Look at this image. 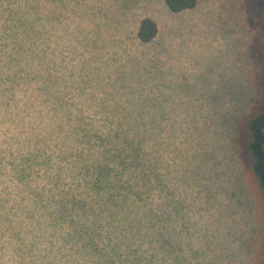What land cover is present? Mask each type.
Wrapping results in <instances>:
<instances>
[{
    "label": "rangeland",
    "instance_id": "rangeland-1",
    "mask_svg": "<svg viewBox=\"0 0 264 264\" xmlns=\"http://www.w3.org/2000/svg\"><path fill=\"white\" fill-rule=\"evenodd\" d=\"M144 17L158 27L148 43L136 35ZM263 68L264 0L179 12L164 0H0V264L71 261L80 216H58L59 202L99 199L79 162H103L112 142L95 135L116 124L140 143L154 187L110 161L140 192L132 214H82L100 248L127 264H259L244 141Z\"/></svg>",
    "mask_w": 264,
    "mask_h": 264
},
{
    "label": "trees",
    "instance_id": "trees-1",
    "mask_svg": "<svg viewBox=\"0 0 264 264\" xmlns=\"http://www.w3.org/2000/svg\"><path fill=\"white\" fill-rule=\"evenodd\" d=\"M166 6L172 12H179L185 9L193 8L197 0H164ZM158 27L156 22L150 17H144L139 22L137 28V38L141 43H148L152 41L157 35ZM5 78H0V82H4ZM8 79V78H7ZM262 79L264 82V68L262 70ZM13 81V80H12ZM18 82V80H16ZM5 90V89H4ZM7 91V89H6ZM247 132L244 141V147L248 159V171L251 177L252 183L256 187L258 197L261 204V214H260V247L258 250L259 264H264V91L260 99L259 108L253 111L246 119ZM107 131L103 130L105 134L100 136L98 133L95 135L101 139V142L110 143L111 145L107 149H103L102 158L104 159L101 163H94L86 166L83 161L88 163L85 157L79 162L80 171H84L87 183V192L90 188L96 191V195L99 199L94 200L92 204L87 201H79V199H65L59 202V207L57 209L58 216L69 215L77 217H82V214L90 212L92 216L98 218L99 215L103 216V212L111 210L107 204L114 205L115 207L119 205L126 212L129 209V214H132L133 207L135 203L131 204L129 200V193L137 194L140 192L137 188H133L123 181L122 174L127 169H139L140 174H136L134 177L137 179L146 178L139 182L140 186H144L146 189H152L154 187L152 181H150L147 174L143 171L146 168L144 159L142 158L143 153L141 152L140 143L128 139L121 131L127 129V126L112 125ZM111 148V149H110ZM115 159L121 164L123 170L119 172V175L114 173V170L109 165L110 161ZM129 172V171H127ZM131 173V172H129ZM112 176L115 181H112ZM131 176V175H130ZM146 180H149L146 182ZM133 188V189H132ZM86 189V188H85ZM136 189V190H134ZM123 193V199H121V194ZM118 200L120 202L118 203ZM100 203V211L94 209V203ZM128 208V209H127ZM79 210V212L77 211ZM74 213V214H73ZM147 217L148 225L144 226L139 223V229H144V232L151 231L154 225V213L152 209H145L144 212L140 213V216ZM142 216V217H143ZM128 217V215H126ZM80 218L78 221H80ZM96 218V219H97ZM153 221L150 222L149 220ZM78 221H73L69 219V223L73 227L72 233H68L67 238L72 239L76 244V248L73 253L69 254L71 261H76L78 257L84 259L88 264H127L126 260L118 263L113 258L110 257V253L100 248L94 242V233L91 234V230L84 224ZM98 221V220H97ZM95 223V222H94ZM93 223V224H94ZM98 224L101 222H97ZM97 224V225H98ZM165 243H168L167 241ZM71 261H67L68 264H72Z\"/></svg>",
    "mask_w": 264,
    "mask_h": 264
}]
</instances>
